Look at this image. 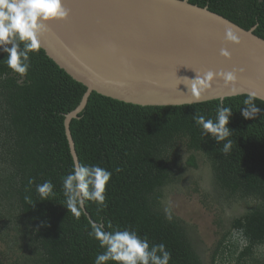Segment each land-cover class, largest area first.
<instances>
[{
	"label": "trees",
	"instance_id": "16d2710c",
	"mask_svg": "<svg viewBox=\"0 0 264 264\" xmlns=\"http://www.w3.org/2000/svg\"><path fill=\"white\" fill-rule=\"evenodd\" d=\"M264 39L261 0H189ZM0 53V264H93L104 251L89 236V220L106 230L130 227L151 244L164 243L169 264H264V101L244 118L242 94L183 105L143 106L92 92L69 122L78 164L112 173L106 207L85 201L79 219L66 208L63 179L74 166L65 115L86 87L44 51L30 53L21 78ZM6 59V57H5ZM22 83H18L21 81ZM232 110V148L203 136L194 117ZM119 168L120 171H116ZM30 180L33 181L30 183ZM50 180L54 195L40 200L36 185ZM204 194L214 211L216 239L200 250L196 226L169 209L174 193ZM171 219H168V217ZM108 264H113L109 261Z\"/></svg>",
	"mask_w": 264,
	"mask_h": 264
},
{
	"label": "water",
	"instance_id": "95a60500",
	"mask_svg": "<svg viewBox=\"0 0 264 264\" xmlns=\"http://www.w3.org/2000/svg\"><path fill=\"white\" fill-rule=\"evenodd\" d=\"M66 19L50 21L41 49L60 69L86 87L79 105L64 118L74 165L69 122L92 92L137 105L164 106L223 100L255 93L264 101V39L189 0H64ZM234 32L239 43L225 38ZM230 53L220 55L221 49ZM236 69L226 85L214 77L197 99V73ZM241 69V71H239ZM190 89V90H189ZM84 211V206H83Z\"/></svg>",
	"mask_w": 264,
	"mask_h": 264
},
{
	"label": "clouds",
	"instance_id": "9594fccd",
	"mask_svg": "<svg viewBox=\"0 0 264 264\" xmlns=\"http://www.w3.org/2000/svg\"><path fill=\"white\" fill-rule=\"evenodd\" d=\"M69 11L64 0H0V53L6 54L4 60L7 67L21 78L26 77L31 67L30 53L40 51V37L48 30L49 22L66 19ZM225 38L232 43H239L238 36L230 29L225 32ZM220 55L230 57V53L223 48ZM236 71H207L203 75L197 73L196 78L191 80V92L198 99L216 76L223 79L226 85L234 84ZM18 83H22V80ZM255 98V93H249L248 99L244 101L246 107L241 109L244 118L254 117L260 111L252 103ZM231 114L232 110L223 107L221 102L215 119L203 115L194 117V123L201 128L203 136H211L217 143L224 141L222 152L225 155L232 148V141L228 139L232 134L228 127ZM111 176L110 171L99 165H74L62 182L68 211L79 219L85 201L106 207L105 191ZM53 188L50 180L37 184L36 192L40 200L54 195ZM89 226V236L96 239L104 249L95 257L93 264H108L109 261L113 264H169L172 258L164 243L150 245L146 236L141 237L130 227H116L109 231L103 223L92 220H89Z\"/></svg>",
	"mask_w": 264,
	"mask_h": 264
},
{
	"label": "rangeland",
	"instance_id": "374dc122",
	"mask_svg": "<svg viewBox=\"0 0 264 264\" xmlns=\"http://www.w3.org/2000/svg\"><path fill=\"white\" fill-rule=\"evenodd\" d=\"M204 194L174 193L169 194L167 203L172 212L195 227L194 239L200 250L205 254L216 239V227L213 224L214 211L208 210L202 203Z\"/></svg>",
	"mask_w": 264,
	"mask_h": 264
}]
</instances>
